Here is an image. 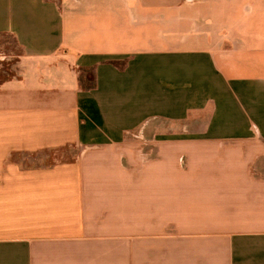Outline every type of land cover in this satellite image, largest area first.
<instances>
[{
	"label": "crops",
	"instance_id": "1",
	"mask_svg": "<svg viewBox=\"0 0 264 264\" xmlns=\"http://www.w3.org/2000/svg\"><path fill=\"white\" fill-rule=\"evenodd\" d=\"M1 35L0 264H264V0H0Z\"/></svg>",
	"mask_w": 264,
	"mask_h": 264
},
{
	"label": "rangeland",
	"instance_id": "2",
	"mask_svg": "<svg viewBox=\"0 0 264 264\" xmlns=\"http://www.w3.org/2000/svg\"><path fill=\"white\" fill-rule=\"evenodd\" d=\"M16 50V45L12 37L1 35L0 36V80L5 78L8 74L14 73L13 64L15 62V58L6 57L5 54H7L10 50ZM6 69V70H5ZM69 151V157L73 156L74 154L80 153L81 147H73L70 148ZM65 156L62 157V155H59L58 160L63 159Z\"/></svg>",
	"mask_w": 264,
	"mask_h": 264
}]
</instances>
